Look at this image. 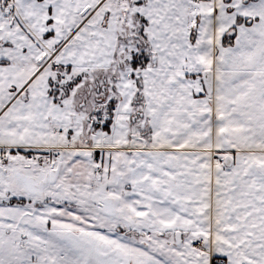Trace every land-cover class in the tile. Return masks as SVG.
Segmentation results:
<instances>
[{
  "label": "snow or ice",
  "instance_id": "6c2138e0",
  "mask_svg": "<svg viewBox=\"0 0 264 264\" xmlns=\"http://www.w3.org/2000/svg\"><path fill=\"white\" fill-rule=\"evenodd\" d=\"M0 264H264V0H0Z\"/></svg>",
  "mask_w": 264,
  "mask_h": 264
}]
</instances>
